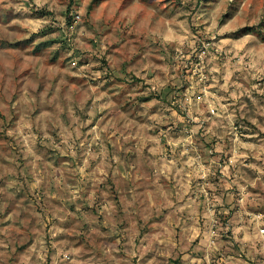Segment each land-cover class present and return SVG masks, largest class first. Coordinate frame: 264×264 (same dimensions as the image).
I'll use <instances>...</instances> for the list:
<instances>
[{
    "label": "rangeland",
    "instance_id": "rangeland-1",
    "mask_svg": "<svg viewBox=\"0 0 264 264\" xmlns=\"http://www.w3.org/2000/svg\"><path fill=\"white\" fill-rule=\"evenodd\" d=\"M264 0H0V264H264Z\"/></svg>",
    "mask_w": 264,
    "mask_h": 264
},
{
    "label": "built area",
    "instance_id": "built-area-1",
    "mask_svg": "<svg viewBox=\"0 0 264 264\" xmlns=\"http://www.w3.org/2000/svg\"><path fill=\"white\" fill-rule=\"evenodd\" d=\"M262 232H264V230Z\"/></svg>",
    "mask_w": 264,
    "mask_h": 264
}]
</instances>
